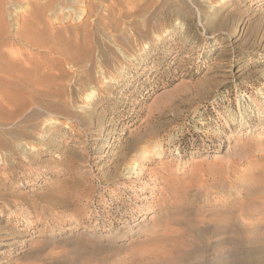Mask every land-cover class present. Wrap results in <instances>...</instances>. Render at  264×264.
Here are the masks:
<instances>
[{
  "label": "rangeland",
  "instance_id": "obj_1",
  "mask_svg": "<svg viewBox=\"0 0 264 264\" xmlns=\"http://www.w3.org/2000/svg\"><path fill=\"white\" fill-rule=\"evenodd\" d=\"M30 1L2 3L31 98L0 100V264H264V0H56V50L13 36Z\"/></svg>",
  "mask_w": 264,
  "mask_h": 264
},
{
  "label": "bare ground",
  "instance_id": "obj_2",
  "mask_svg": "<svg viewBox=\"0 0 264 264\" xmlns=\"http://www.w3.org/2000/svg\"><path fill=\"white\" fill-rule=\"evenodd\" d=\"M5 0H0V61L1 63L3 62V58H6V57H9L11 59H23L25 57V54L26 52L25 51H21V50H14L13 48V45L11 43V41L6 37V35L8 34V25H7V22L5 21L4 17H3V4ZM35 0H31L30 3H33ZM58 1V0H57ZM38 2V1H37ZM40 4H38L37 6H33L30 8V17H28V19L24 20L22 22V25H20V28L16 29V35H13V36H16L18 39H20L21 41L25 42L26 44H28L30 47H35V49H41V48H45L47 47L49 50H56L55 46H48L49 44V38L47 36V32H46V29H45V26L43 25L46 24L45 23V12L47 9H53L55 7V4H56V0H41L40 2H38ZM57 6V5H56ZM60 6V5H59ZM62 8V7H61ZM5 16V15H4ZM9 37V36H8ZM15 37V38H16ZM10 38V37H9ZM14 39V38H13ZM12 40V39H11ZM15 40V39H14ZM13 40V41H14ZM51 40V39H50ZM62 40V39H61ZM52 44H53V41H51ZM51 45V43H50ZM58 47V46H57ZM62 51V50H61ZM60 51V52H61ZM14 52H16V54L14 55ZM58 53L59 50L57 51ZM64 51H62V54ZM27 55V54H26ZM32 57V56H31ZM11 65V64H10ZM0 67H2V65L0 64ZM13 67V66H12ZM3 69V67H2ZM23 69V67H21V70ZM25 69V68H24ZM23 69V70H24ZM5 72L9 73L10 75H13L14 72V69H4ZM2 70V71H4ZM13 71V72H12ZM26 70H24L25 72ZM18 72V71H17ZM23 72V71H22ZM28 72V70H27ZM21 73V71H20ZM30 73V72H29ZM28 73V74H29ZM4 74V73H3ZM19 74V73H17ZM25 74V73H24ZM20 75H23L22 73ZM31 75V74H30ZM28 75L27 77L29 78ZM20 77V76H18ZM23 77V76H22ZM31 77V76H30ZM32 77H35V76H32ZM31 77V78H32ZM17 78V77H16ZM27 78V80H28ZM26 80V78H24ZM30 79V78H29ZM20 81V79H18ZM18 80H11V81H5V82H0V100L3 101L4 103H7L9 105H15V104H18L19 102H23L25 100V98H28L29 97L31 98L30 95H28L25 90L21 87L20 84H18ZM23 81V79H22ZM30 82H32L33 84V80H30ZM35 82V81H34ZM25 85L26 83L23 82ZM4 84V85H3ZM25 87V86H24ZM26 88V87H25ZM13 90V92H12ZM31 94V93H30ZM33 97V96H32ZM22 98V99H21ZM21 99V100H20ZM30 101V100H29ZM25 102V101H24ZM2 106V105H1ZM22 107V106H21ZM18 132V131H17ZM20 133V132H19ZM22 133V131H21ZM20 133V134H21ZM158 154H161V152H159ZM138 157V156H137ZM140 157H142L144 160H149L150 159V152L147 150V151H143L142 154H140ZM136 167L134 166H129L128 169L130 171V169H134L133 171L135 173H137L139 176V179L140 180H143V177H149L150 176V179L152 180V182H155L154 180L157 179L158 177V174H159V170L158 169H146V168H138L135 170ZM148 171L149 174H146ZM134 172H128L129 174H132ZM146 172V173H145ZM145 173L146 175L143 176ZM143 174V175H142ZM133 175V174H132ZM130 176V175H128ZM152 176V178H151ZM153 188H155V184L153 183ZM261 186V184H260ZM264 186V185H263ZM259 187V185L257 186V188ZM92 188V187H91ZM260 188V187H259ZM254 189V188H253ZM141 190V189H140ZM255 191V189H254ZM253 191V192H254ZM257 191V190H256ZM262 192V191H260ZM263 193V192H262ZM260 194L263 196V194ZM256 197L258 196V192H257V195H255ZM149 197H152V195H149ZM254 197V196H252ZM262 199H260L261 201ZM258 201V200H257ZM243 203V202H242ZM246 203V202H245ZM235 204V203H234ZM241 204V203H239ZM244 205V204H243ZM230 207V206H229ZM263 207V206H262ZM232 208V207H231ZM237 208V207H236ZM242 208V206L240 207ZM234 208L231 209V211L233 210ZM223 211V210H222ZM230 211V212H231ZM230 212L228 213V215L230 214ZM233 213V212H232ZM231 213V215H232ZM223 214V213H222ZM218 215V214H216ZM233 216V215H232ZM228 217V216H226ZM231 216H229L228 218L230 219ZM171 218V217H170ZM140 219V218H139ZM244 219V218H243ZM143 221L144 220V217L142 219H140L139 221ZM164 220V219H163ZM166 220V219H165ZM164 220V221H165ZM228 220V219H227ZM167 221V220H166ZM135 222V221H134ZM215 222V221H214ZM223 222V221H222ZM226 223V222H225ZM136 224V223H135ZM133 224V225H135ZM227 224V223H226ZM216 229V227H215ZM217 231L219 233H222V232H226V226L223 223L219 224V227H217ZM176 241L179 243L181 242V239L178 237L176 239ZM161 245V244H160ZM158 246V244H157ZM156 248H159V246ZM162 247V246H161ZM155 248V247H154ZM163 248V247H162ZM175 247H168L167 251H163V254L161 256V254L159 256L163 257V260H167L169 259L167 257V255L169 256L170 253H172L173 251H175ZM160 249V248H159ZM155 253H157L156 249L154 250ZM160 252V251H159ZM162 252V251H161Z\"/></svg>",
  "mask_w": 264,
  "mask_h": 264
}]
</instances>
